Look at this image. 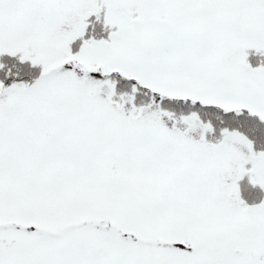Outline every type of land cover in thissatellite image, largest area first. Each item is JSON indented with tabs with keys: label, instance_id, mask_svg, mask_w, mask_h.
Listing matches in <instances>:
<instances>
[{
	"label": "snow or ice",
	"instance_id": "snow-or-ice-1",
	"mask_svg": "<svg viewBox=\"0 0 264 264\" xmlns=\"http://www.w3.org/2000/svg\"><path fill=\"white\" fill-rule=\"evenodd\" d=\"M0 264H264V0H0Z\"/></svg>",
	"mask_w": 264,
	"mask_h": 264
}]
</instances>
